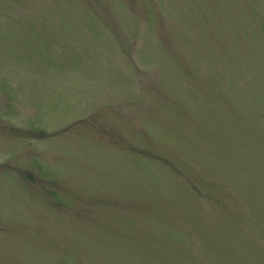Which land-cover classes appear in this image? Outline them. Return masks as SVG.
Masks as SVG:
<instances>
[{"label":"rangeland","instance_id":"374dc122","mask_svg":"<svg viewBox=\"0 0 264 264\" xmlns=\"http://www.w3.org/2000/svg\"><path fill=\"white\" fill-rule=\"evenodd\" d=\"M0 264H264V0H0Z\"/></svg>","mask_w":264,"mask_h":264}]
</instances>
